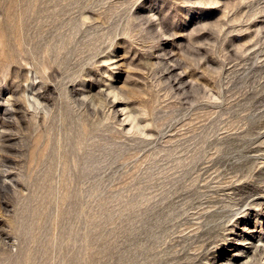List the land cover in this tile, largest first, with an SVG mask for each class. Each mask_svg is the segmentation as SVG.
<instances>
[{
	"label": "rangeland",
	"instance_id": "obj_1",
	"mask_svg": "<svg viewBox=\"0 0 264 264\" xmlns=\"http://www.w3.org/2000/svg\"><path fill=\"white\" fill-rule=\"evenodd\" d=\"M2 130L0 264H264V0H0Z\"/></svg>",
	"mask_w": 264,
	"mask_h": 264
},
{
	"label": "bare ground",
	"instance_id": "obj_2",
	"mask_svg": "<svg viewBox=\"0 0 264 264\" xmlns=\"http://www.w3.org/2000/svg\"><path fill=\"white\" fill-rule=\"evenodd\" d=\"M35 84V83H34ZM36 86V85H35ZM35 86H33V87H35ZM33 90H34V88H32ZM36 89V88H35ZM35 91V90H34ZM25 93H26V91H25ZM36 93H38V92H36ZM36 93H34V92H32L31 93V95L29 96V97H31L32 99H29V101H28V105H30L29 103H32L31 102V100L33 101V103L35 104V103H39V100L35 97V95L34 94H36ZM28 94V93H27ZM30 94V93H29ZM28 94V95H29ZM27 96V95H26ZM25 96V97H26ZM81 96V95H80ZM40 97H42V95L40 96ZM48 97V96H47ZM75 97V96H74ZM83 97H84V95H83ZM73 98V97H72ZM87 98V97H86ZM26 99H27V97H26ZM25 99V100H26ZM34 99H35V101H34ZM75 99V98H74ZM73 99V100H74ZM85 99V98H84ZM28 100V99H27ZM15 101V100H14ZM13 101V102H14ZM45 101V100H44ZM12 102V103H13ZM17 103V102H16ZM15 103V104H16ZM41 103V102H40ZM40 103H39V105H40ZM44 103V102H43ZM24 104V103H23ZM27 104V102L25 103V105ZM36 105V104H35ZM39 105H37V106H39ZM42 105V104H41ZM11 106V105H10ZM21 106H19L18 107V110H16V109H13V111H16V113L18 114V112H20V110H19V108H20ZM24 107V106H23ZM30 107H32V105H30ZM29 107V108H30ZM34 107H36V106H33L32 108H34ZM39 107H41V106H39ZM9 108H11V107H9ZM32 108H30V109H32ZM38 108V107H37ZM37 108H35V111H36V109ZM6 110H5V112H6V114H8L7 116H12L11 118L12 119H9V117H7V118H4V119H2L3 121H2V125H4V126H6V125H12L13 123V121H17V116H19V115H15V114H13L14 112L13 111H9V109H7V108H5ZM12 109V108H11ZM22 109V108H21ZM25 109V108H24ZM29 110V109H28ZM33 110V109H32ZM23 111V110H22ZM25 112V111H24ZM29 112V111H28ZM37 112V111H36ZM34 113V112H33ZM3 114H4V112H3ZM21 114V113H20ZM3 116V115H2ZM3 118V117H2ZM21 118H22V116H21ZM12 123V124H11ZM19 123V122H18ZM17 126V125H16ZM2 127V126H1ZM3 128H5V127H3ZM2 128V129H3ZM11 132V131H10ZM1 133H2V135L3 136H5L4 138H3V140H1V142H0V147H5V146H7V145H9V138H10V136L8 135V133H7V131H5V130H2L1 131ZM260 146V145H259ZM4 149V148H3ZM3 149L2 150H0L1 151V153H0V161L1 162H5V163H7V162H9V163H11V161H12V159H11V157L8 155V154H5V153H3L2 151H3ZM11 152V151H10ZM12 155V154H11ZM13 157V156H12ZM4 163V164H5ZM9 166V165H8ZM6 167V166H5ZM1 171H3L2 169H0ZM5 170V169H4ZM3 173V172H2ZM6 174V173H5ZM8 178V177H7ZM5 180H9V179H5ZM6 182V181H5ZM9 182V181H8ZM11 182V181H10ZM15 185V184H14ZM256 188V189H255ZM255 188H252V190H250L251 191V193L248 195H246L245 197H243V198H241V200H240V205H241V209H242V211H244V212H250L251 211V208H257V209H260L261 210V208L262 207H264V178L263 179H261V181H260V184L257 186V187H255ZM249 193V192H248ZM242 195H244V194H242ZM239 196H241V195H239ZM3 207V206H2ZM240 207V206H239ZM240 209V208H239ZM233 217H234V215H233ZM236 219V218H235ZM230 220V219H229ZM237 220V219H236ZM239 223V222H238ZM248 228H250L251 229V226H247ZM232 229V228H231ZM253 234L254 233H252V234H250V235H245V234H243L242 233V235L238 238L239 240H241L242 242L243 241H245V243H246V241H250L251 242V239L253 238L252 236H253ZM242 249V248H241ZM243 251H245V250H243ZM255 251H261L260 253H264V243L263 244H261V246H259V245H256V247H255V249H254V251H253V253L255 254ZM254 254H252V255H254ZM249 255V254H248ZM262 255V254H261ZM261 255H259V256H261ZM251 257V256H250ZM249 256H248V263L249 264H252V262H253V260L251 261V258H250ZM256 256H254V258H255ZM214 258V257H213ZM258 259V258H257ZM260 261H261V259H260ZM230 262H231V264H235L232 260H230ZM257 262V261H256ZM255 261L253 262V263H256ZM211 263H213V262H211ZM260 263V262H259Z\"/></svg>",
	"mask_w": 264,
	"mask_h": 264
}]
</instances>
